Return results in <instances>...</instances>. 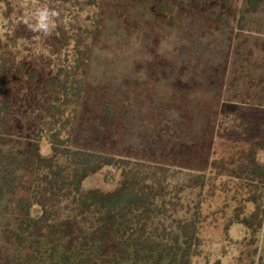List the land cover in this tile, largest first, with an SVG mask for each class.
I'll return each mask as SVG.
<instances>
[{
    "label": "trees",
    "instance_id": "1",
    "mask_svg": "<svg viewBox=\"0 0 264 264\" xmlns=\"http://www.w3.org/2000/svg\"><path fill=\"white\" fill-rule=\"evenodd\" d=\"M263 1L244 0L241 18L256 14ZM152 10L167 24H176L177 9L169 1L156 2ZM102 31L98 21L94 38ZM71 39L66 43L71 44ZM74 42L70 64L51 77L41 99L36 95L24 101L31 111L27 117H22V105L12 93L8 65L0 63V211L2 235L13 246V254L3 264H17L21 251L23 264H50L48 255L58 257L56 264H142L145 260L192 264L199 256L203 232L216 223L217 198L225 230L242 226L251 246L264 227V111L258 109L264 107V56L255 71L248 70L249 59L237 56L227 88L232 93L230 102L237 100L242 111H230L222 124L232 119V132L237 134L234 123L247 114L253 119L244 123L251 131L244 129L238 139L232 138L230 147L223 143L229 150L208 159L205 168L196 172L194 167L203 162L204 145L189 147L182 155L192 166L176 170L161 162L75 145L92 50L81 39ZM237 50L240 55L242 48ZM104 110L109 126L128 115L127 108L119 111L105 105ZM112 131L111 144H118V150L123 142H116L119 139ZM43 142L51 147L48 156L41 151ZM187 167L196 173L175 183ZM106 168L121 173L116 189L83 190L90 176ZM188 190L201 194L191 216L183 200ZM34 208L40 211L37 217ZM177 256L180 261H175Z\"/></svg>",
    "mask_w": 264,
    "mask_h": 264
},
{
    "label": "rangeland",
    "instance_id": "2",
    "mask_svg": "<svg viewBox=\"0 0 264 264\" xmlns=\"http://www.w3.org/2000/svg\"><path fill=\"white\" fill-rule=\"evenodd\" d=\"M161 1L176 7L175 25L153 12V5ZM243 6L244 0L228 4L221 0H0V63L8 65L12 93L22 105V117H27L31 111L24 105L26 98L40 97L51 77L70 64L74 41L81 39L92 50V60L75 145L161 162L173 170L192 166L182 154L191 146L204 145L203 151L198 149L203 162L194 167L199 172L208 159L229 150L223 143L230 147L232 138L238 139L244 129L251 131L245 121L251 123L253 118L247 114L234 123L237 134L232 132V119L222 124L230 111H242L237 100L230 102L232 93L227 91L237 56L249 59L248 70L254 71L264 56V1L256 14L244 19ZM98 21L103 31L96 39ZM64 35L73 38L71 44ZM105 105L119 111L127 108L128 115L109 126ZM111 130L119 139L116 142H123L118 150V144H111ZM41 151L48 156L51 147L43 142ZM190 169L184 168L174 182L183 183L189 173H196ZM120 181L119 170L106 168L90 176L83 190L109 192ZM183 198L191 216L201 194L188 190ZM217 200L216 223L203 232L199 256L192 264H264V227L248 245L251 240L242 226L225 230ZM39 215L34 208L33 216ZM3 222L0 211V264L13 254L12 244L2 235ZM24 257L21 251L17 264H23ZM46 258L50 264L58 259Z\"/></svg>",
    "mask_w": 264,
    "mask_h": 264
},
{
    "label": "clouds",
    "instance_id": "3",
    "mask_svg": "<svg viewBox=\"0 0 264 264\" xmlns=\"http://www.w3.org/2000/svg\"><path fill=\"white\" fill-rule=\"evenodd\" d=\"M42 15H43V14H42ZM41 26H43V24H42Z\"/></svg>",
    "mask_w": 264,
    "mask_h": 264
}]
</instances>
